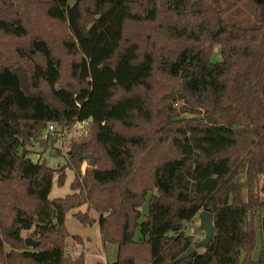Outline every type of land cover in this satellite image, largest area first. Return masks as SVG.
Segmentation results:
<instances>
[{
    "label": "trees",
    "instance_id": "1",
    "mask_svg": "<svg viewBox=\"0 0 264 264\" xmlns=\"http://www.w3.org/2000/svg\"><path fill=\"white\" fill-rule=\"evenodd\" d=\"M244 4L250 26L227 18ZM82 119L63 167L32 158ZM82 206L111 264H264V0H0V262L85 264L66 254ZM203 210L214 237L182 258Z\"/></svg>",
    "mask_w": 264,
    "mask_h": 264
},
{
    "label": "rangeland",
    "instance_id": "2",
    "mask_svg": "<svg viewBox=\"0 0 264 264\" xmlns=\"http://www.w3.org/2000/svg\"><path fill=\"white\" fill-rule=\"evenodd\" d=\"M231 2L232 0H206V5L225 7ZM227 18L230 21L250 26L254 23L253 6L247 4L239 5L227 13ZM219 59V47H215L212 60L216 61ZM41 138L42 140H47L50 147L44 148L40 145L41 143L35 142L29 147L32 151V158L35 161H45L46 164L52 168L60 169L63 167L68 161L66 154L70 147L69 140H67L68 138L62 142V146L58 141L53 142L50 135H47L46 130L43 132ZM75 139L76 138H74V140ZM58 150L60 151V154H58ZM88 161V159H85L82 164V174L85 173L86 168L89 166ZM74 178L75 170L70 167H68L66 170V176L63 183H59L57 177H55L50 198L64 197L67 194L72 193L73 190L71 188V184L73 183ZM239 180H242V178H239ZM141 209L144 213L147 212L148 200L144 203ZM78 210L86 211L87 208L86 206H82L80 209L69 211L66 215V226L72 235L81 236L83 242L79 243L78 241L70 238L68 244L69 246L66 249V254L72 259H75L81 254V252L84 251L85 264L113 263L117 257V244L112 242H104L102 240L98 222H94L92 225H84L81 223L80 220L74 215V213ZM88 213L93 218H99V213L93 208L88 210ZM189 231L194 236L195 241H200L205 237V232L200 228L199 216L195 218L194 222L189 224ZM27 234V232H24L25 236ZM136 237H139V232H136ZM197 249L202 251L203 248L199 247ZM258 253L259 251H256V257Z\"/></svg>",
    "mask_w": 264,
    "mask_h": 264
},
{
    "label": "water",
    "instance_id": "3",
    "mask_svg": "<svg viewBox=\"0 0 264 264\" xmlns=\"http://www.w3.org/2000/svg\"><path fill=\"white\" fill-rule=\"evenodd\" d=\"M84 159H88L89 160V165L93 166L95 165V156L92 154H87L83 156ZM199 219H200V228L205 232V237L200 240L197 241L194 245H192L181 257L185 258L190 256L197 248L202 247L205 248L207 247L213 237H214V214L208 210H203L200 212L199 214ZM26 244L29 245H33L35 244L34 241L30 240L29 238L26 239Z\"/></svg>",
    "mask_w": 264,
    "mask_h": 264
},
{
    "label": "built area",
    "instance_id": "4",
    "mask_svg": "<svg viewBox=\"0 0 264 264\" xmlns=\"http://www.w3.org/2000/svg\"><path fill=\"white\" fill-rule=\"evenodd\" d=\"M89 122L90 121L88 119L77 120L69 129H62L56 123L50 122L48 123L46 133L47 135H50L52 139H56L60 142V145L62 146V142L67 138V140L71 138L79 139L80 137L86 135L89 132ZM0 264L3 263L0 262Z\"/></svg>",
    "mask_w": 264,
    "mask_h": 264
}]
</instances>
